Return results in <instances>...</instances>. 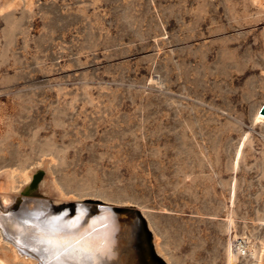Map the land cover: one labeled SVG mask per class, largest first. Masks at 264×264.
Instances as JSON below:
<instances>
[{"label": "rangeland", "instance_id": "rangeland-1", "mask_svg": "<svg viewBox=\"0 0 264 264\" xmlns=\"http://www.w3.org/2000/svg\"><path fill=\"white\" fill-rule=\"evenodd\" d=\"M263 101L264 0H23L0 13V194L50 159L63 201L133 204L167 262L227 264L228 218L264 237ZM0 264L27 262L0 240Z\"/></svg>", "mask_w": 264, "mask_h": 264}, {"label": "bare ground", "instance_id": "bare-ground-1", "mask_svg": "<svg viewBox=\"0 0 264 264\" xmlns=\"http://www.w3.org/2000/svg\"><path fill=\"white\" fill-rule=\"evenodd\" d=\"M22 1L0 0V13ZM259 122L264 124V113L260 108L254 123ZM249 134H245L243 142ZM49 160L31 162L32 166L25 168L20 175L18 187H14L11 172L4 173L7 192L0 194V240L10 245L14 258H23L27 264H148L146 247L141 243L140 223L135 216L121 217L106 205L93 208L82 204L73 211L66 209L62 212L49 206L47 199L52 203L65 200V192L46 165ZM35 172L37 177L44 175V178L30 182ZM35 184L38 188L35 191L41 193L39 197H29L14 208L9 204L15 194H31L30 189ZM147 223L152 230L149 220ZM233 228V221L228 218L227 230L231 231V238L227 246V264H238L241 256L250 264H264V237L257 246L252 234L238 235ZM152 234L155 249L162 254L160 237L153 230ZM48 239L59 243L54 248L41 243ZM18 240L21 243H17ZM45 248L49 251H44ZM54 256L58 258L53 259Z\"/></svg>", "mask_w": 264, "mask_h": 264}, {"label": "water", "instance_id": "water-1", "mask_svg": "<svg viewBox=\"0 0 264 264\" xmlns=\"http://www.w3.org/2000/svg\"><path fill=\"white\" fill-rule=\"evenodd\" d=\"M260 111L264 113V101L261 104ZM39 177L36 174L33 175L32 181H37ZM49 206H51L55 211L62 212L66 209L75 210L77 206L82 204L92 205L93 208H96L98 205H106L110 207L114 214H118L121 217H136L140 223V230L142 235L141 243L146 247V258L148 264H168L167 260L159 253L154 246L152 240V230L148 226L147 218L141 212V210L133 204H115V203H106L100 198H83L81 200H68L58 203H52L51 200L47 199Z\"/></svg>", "mask_w": 264, "mask_h": 264}, {"label": "snow or ice", "instance_id": "snow-or-ice-1", "mask_svg": "<svg viewBox=\"0 0 264 264\" xmlns=\"http://www.w3.org/2000/svg\"><path fill=\"white\" fill-rule=\"evenodd\" d=\"M23 235V233H22ZM17 243H21V241H17ZM41 243H46L48 244L50 247L54 248L57 246V244L59 243L58 241L56 240H53V239H48V240H44V241H41ZM24 246H27V245H24ZM44 251H49V248H45ZM58 257H53V259H57Z\"/></svg>", "mask_w": 264, "mask_h": 264}]
</instances>
